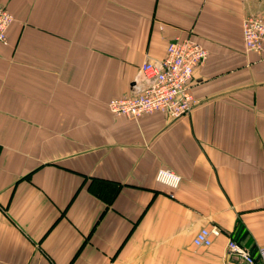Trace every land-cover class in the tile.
Here are the masks:
<instances>
[{"label":"crops","instance_id":"1","mask_svg":"<svg viewBox=\"0 0 264 264\" xmlns=\"http://www.w3.org/2000/svg\"><path fill=\"white\" fill-rule=\"evenodd\" d=\"M0 5V264H242L227 239L264 245V59L241 32L264 0ZM176 38L208 51L190 113L113 115Z\"/></svg>","mask_w":264,"mask_h":264},{"label":"built area","instance_id":"2","mask_svg":"<svg viewBox=\"0 0 264 264\" xmlns=\"http://www.w3.org/2000/svg\"><path fill=\"white\" fill-rule=\"evenodd\" d=\"M13 21V15L0 5V41L7 39V29ZM242 40L247 52H254L264 59V14L246 16L242 21ZM208 51L199 43L186 38H176L168 43L163 58L144 61L134 79L133 91L112 98L107 105L115 116L137 118L143 114L162 112L171 119H177L190 113L195 105L190 82L196 66L203 63ZM156 180L171 188H176L181 180L179 174L165 168L156 173ZM217 226L201 230L195 243L206 246L208 235L220 234ZM226 251L242 264H264V245L255 250L229 238Z\"/></svg>","mask_w":264,"mask_h":264}]
</instances>
